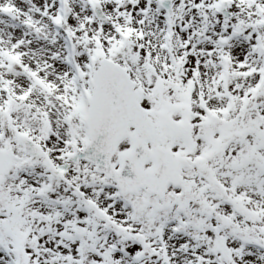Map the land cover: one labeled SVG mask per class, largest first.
<instances>
[{"label": "snow or ice", "instance_id": "obj_1", "mask_svg": "<svg viewBox=\"0 0 264 264\" xmlns=\"http://www.w3.org/2000/svg\"><path fill=\"white\" fill-rule=\"evenodd\" d=\"M0 264H264V0H0Z\"/></svg>", "mask_w": 264, "mask_h": 264}]
</instances>
